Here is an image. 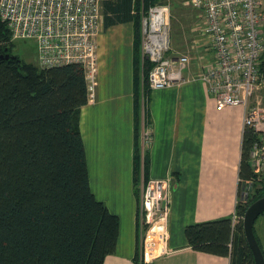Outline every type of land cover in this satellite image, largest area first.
<instances>
[{
    "label": "trees",
    "instance_id": "obj_1",
    "mask_svg": "<svg viewBox=\"0 0 264 264\" xmlns=\"http://www.w3.org/2000/svg\"><path fill=\"white\" fill-rule=\"evenodd\" d=\"M134 2L133 165L138 184L141 167L147 180L148 155L142 159L138 140L153 68L141 54L140 20L166 0ZM13 45L0 18V264H104L116 251L120 220L90 188L80 130L81 109L88 103L83 68L42 70L13 55ZM256 139L252 131L245 132L240 189L257 178L249 160ZM263 185L255 179L248 199L238 202L240 220L251 203L264 197ZM243 231L242 220L233 228L231 219H223L188 225L185 236L196 251L229 257L230 264H255ZM139 258L140 249L138 264Z\"/></svg>",
    "mask_w": 264,
    "mask_h": 264
},
{
    "label": "crops",
    "instance_id": "obj_2",
    "mask_svg": "<svg viewBox=\"0 0 264 264\" xmlns=\"http://www.w3.org/2000/svg\"><path fill=\"white\" fill-rule=\"evenodd\" d=\"M134 5V0L131 5L121 0L102 2L96 34L95 99L88 101L80 115L90 188L120 220L116 251L103 262L138 264L142 237L139 211L145 185L150 180H169L166 252L146 264H230L229 257L194 250L185 228L231 219L236 212L244 109L232 106L218 112L206 84L195 76L197 61H192L184 81L152 91L147 97L138 140L142 159L145 152L148 155L147 180L141 167L140 180L135 184ZM204 39L201 53L204 51L202 54L211 60L212 51ZM145 130L151 133V142L143 140Z\"/></svg>",
    "mask_w": 264,
    "mask_h": 264
},
{
    "label": "built area",
    "instance_id": "obj_3",
    "mask_svg": "<svg viewBox=\"0 0 264 264\" xmlns=\"http://www.w3.org/2000/svg\"><path fill=\"white\" fill-rule=\"evenodd\" d=\"M104 0H0V18L11 32V40L33 41L37 46V66L42 70L79 65L87 83L88 101L95 99L97 87L96 34ZM202 12L201 29L212 51L208 60L171 51L170 0L149 8L141 17L142 56L152 64L149 92L184 81V72L196 60L198 73L206 84L216 110L232 106L244 109V134L252 131L250 162L257 178L246 181L241 202L248 199L255 179L264 184V0H186ZM196 47L198 48V42ZM143 140L152 139L143 131ZM264 186V185H263ZM140 206L142 237L140 264L166 252L171 195L169 180H150L145 185ZM232 227L240 223L237 210Z\"/></svg>",
    "mask_w": 264,
    "mask_h": 264
},
{
    "label": "rangeland",
    "instance_id": "obj_4",
    "mask_svg": "<svg viewBox=\"0 0 264 264\" xmlns=\"http://www.w3.org/2000/svg\"><path fill=\"white\" fill-rule=\"evenodd\" d=\"M170 3L172 5V16L170 19V53L172 55L169 54V56L173 57L177 55L179 56L181 54H188L191 56L196 55L195 51L192 49V46H195L196 52L201 54L203 41H205L201 31L204 24L202 12L196 11L192 7H189L190 5L186 2V0H170ZM201 39L203 40L201 41ZM194 41H201V44L198 45L200 49L196 47V43H193ZM207 48L208 47H205L204 49L207 50ZM12 51L13 55L20 57L26 63L37 64V46L33 41H16L14 42ZM240 195H244L243 186L240 189ZM257 219L258 220L255 224L256 231L258 236L261 238V243L264 245V215Z\"/></svg>",
    "mask_w": 264,
    "mask_h": 264
},
{
    "label": "water",
    "instance_id": "obj_5",
    "mask_svg": "<svg viewBox=\"0 0 264 264\" xmlns=\"http://www.w3.org/2000/svg\"><path fill=\"white\" fill-rule=\"evenodd\" d=\"M263 213L264 197H261L247 207L243 219H241L244 230L243 232L245 233V237L247 240L246 243L249 245L253 253L255 264H264V255L259 243H257L258 241L256 240V236L254 233L255 222L257 218Z\"/></svg>",
    "mask_w": 264,
    "mask_h": 264
},
{
    "label": "flooded vegetation",
    "instance_id": "obj_6",
    "mask_svg": "<svg viewBox=\"0 0 264 264\" xmlns=\"http://www.w3.org/2000/svg\"><path fill=\"white\" fill-rule=\"evenodd\" d=\"M262 215H264V213L263 214H261L260 216H262ZM259 216V217H260ZM258 217V218H259ZM258 220V219H257ZM257 220H256V222H257ZM256 222H255V224H256ZM262 226V225H261ZM263 227H264V224H263ZM255 236H256V240L258 241L257 243H259V245H260V247H261V249H262V252H263V255H264V245L261 243V238L258 236V234H257V231H256V227H255Z\"/></svg>",
    "mask_w": 264,
    "mask_h": 264
},
{
    "label": "bare ground",
    "instance_id": "obj_7",
    "mask_svg": "<svg viewBox=\"0 0 264 264\" xmlns=\"http://www.w3.org/2000/svg\"><path fill=\"white\" fill-rule=\"evenodd\" d=\"M99 70V69H98Z\"/></svg>",
    "mask_w": 264,
    "mask_h": 264
}]
</instances>
